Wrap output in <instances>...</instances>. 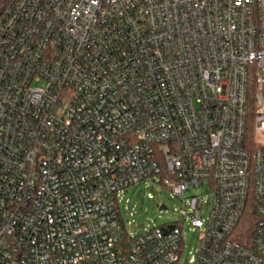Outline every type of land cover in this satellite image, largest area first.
<instances>
[{
    "label": "built area",
    "instance_id": "2783aa9c",
    "mask_svg": "<svg viewBox=\"0 0 264 264\" xmlns=\"http://www.w3.org/2000/svg\"><path fill=\"white\" fill-rule=\"evenodd\" d=\"M151 183L183 222L134 234ZM185 224L264 264V0H0V264H187Z\"/></svg>",
    "mask_w": 264,
    "mask_h": 264
},
{
    "label": "rangeland",
    "instance_id": "374dc122",
    "mask_svg": "<svg viewBox=\"0 0 264 264\" xmlns=\"http://www.w3.org/2000/svg\"><path fill=\"white\" fill-rule=\"evenodd\" d=\"M42 85V84H41ZM211 191L208 187L188 192L185 198L193 195H204L210 199ZM125 200H130V204L122 203V217L125 220L127 230L134 234L142 233L144 230L152 227H161L172 224L174 222H183L181 209L184 208L183 202L177 197H173L171 193L159 189L152 184H142L136 188L127 190ZM165 204L167 210H160V206ZM128 207L125 211L124 208ZM133 213V217L129 214ZM210 212V205L204 204L202 209L203 217H207ZM130 223V224H129ZM201 233L199 231L190 230V226L186 224L183 227V239L186 246L183 259L188 264L191 256H196L200 248Z\"/></svg>",
    "mask_w": 264,
    "mask_h": 264
},
{
    "label": "trees",
    "instance_id": "16d2710c",
    "mask_svg": "<svg viewBox=\"0 0 264 264\" xmlns=\"http://www.w3.org/2000/svg\"><path fill=\"white\" fill-rule=\"evenodd\" d=\"M251 110H253V105H252V104L250 105V111H251ZM250 127H251V123H250ZM251 134H252V133H251V128H249V137H250V139L253 138V136H252ZM245 226H246V225H245ZM244 229H249V227H247V228L244 227Z\"/></svg>",
    "mask_w": 264,
    "mask_h": 264
},
{
    "label": "water",
    "instance_id": "95a60500",
    "mask_svg": "<svg viewBox=\"0 0 264 264\" xmlns=\"http://www.w3.org/2000/svg\"><path fill=\"white\" fill-rule=\"evenodd\" d=\"M161 210H165V207H162Z\"/></svg>",
    "mask_w": 264,
    "mask_h": 264
}]
</instances>
